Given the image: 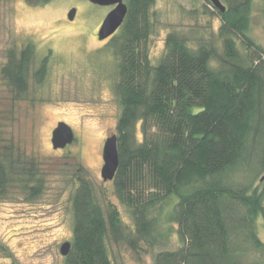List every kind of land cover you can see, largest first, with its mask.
I'll use <instances>...</instances> for the list:
<instances>
[{
	"label": "trees",
	"instance_id": "1",
	"mask_svg": "<svg viewBox=\"0 0 264 264\" xmlns=\"http://www.w3.org/2000/svg\"><path fill=\"white\" fill-rule=\"evenodd\" d=\"M124 1L126 15L110 36L120 104L111 181L133 227L112 202L104 215L90 180L77 175L64 264H112L108 237L134 252L150 250L173 224L179 246L157 251L152 264H264L256 224L261 217L264 225V47L247 34L254 0H221L224 12L211 4L221 19L220 52L170 32L155 65L147 50L155 0ZM32 58L28 44L10 51L1 68L15 99L26 94ZM45 73L43 62L33 75L41 81ZM20 179L33 194L40 191L35 161L0 145V195ZM162 220L170 227L160 230Z\"/></svg>",
	"mask_w": 264,
	"mask_h": 264
},
{
	"label": "rangeland",
	"instance_id": "2",
	"mask_svg": "<svg viewBox=\"0 0 264 264\" xmlns=\"http://www.w3.org/2000/svg\"><path fill=\"white\" fill-rule=\"evenodd\" d=\"M72 7L76 12L69 20ZM262 8V0L253 1L247 34L264 47ZM111 9L87 0H0V145L11 144L33 159L42 175L37 193L23 187L21 178L0 195V264H64L60 245L72 238L71 196L77 175L90 180L104 215L107 203L112 202L122 223L133 227L114 195L112 181L100 175L103 144L116 133L120 113L115 92L118 57L110 37H97ZM150 18L147 50L153 65L163 54L170 32L185 36L189 44H212L221 51V19L206 0H155ZM28 44L33 47L28 87L24 96L15 99L1 68L10 51L19 53ZM237 44L243 51L239 40ZM43 62L46 73L37 81L33 73ZM58 121L72 128L74 139L64 148L54 149L51 132ZM135 134L140 138L139 128ZM161 222L160 230L170 227L165 220ZM256 224L258 236L264 240L261 217ZM171 227L167 240L150 250L142 245L139 252L108 237L111 263L152 264L154 253L179 246L173 232L176 225Z\"/></svg>",
	"mask_w": 264,
	"mask_h": 264
},
{
	"label": "water",
	"instance_id": "3",
	"mask_svg": "<svg viewBox=\"0 0 264 264\" xmlns=\"http://www.w3.org/2000/svg\"><path fill=\"white\" fill-rule=\"evenodd\" d=\"M90 3L100 6H112V9L103 18L98 31L97 37L103 40L113 35L122 24L127 12V5L124 0H87ZM211 4L220 10L225 11V5L221 0H209ZM76 12V8L72 7L67 13L69 20H72ZM74 139L72 128L64 121H58L51 132V144L54 149L64 148ZM103 165L100 175L103 180H112L118 165V150L116 134L108 136L103 144L102 149ZM264 179V173L260 180ZM70 249V242L65 241L60 245V253L66 256Z\"/></svg>",
	"mask_w": 264,
	"mask_h": 264
},
{
	"label": "flooded vegetation",
	"instance_id": "4",
	"mask_svg": "<svg viewBox=\"0 0 264 264\" xmlns=\"http://www.w3.org/2000/svg\"><path fill=\"white\" fill-rule=\"evenodd\" d=\"M110 37V36H109ZM109 37H107V38H105V39H103V40H106V39H108Z\"/></svg>",
	"mask_w": 264,
	"mask_h": 264
}]
</instances>
